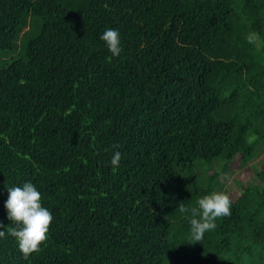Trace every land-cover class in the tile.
<instances>
[{
	"label": "trees",
	"instance_id": "16d2710c",
	"mask_svg": "<svg viewBox=\"0 0 264 264\" xmlns=\"http://www.w3.org/2000/svg\"><path fill=\"white\" fill-rule=\"evenodd\" d=\"M32 19L0 67V230L25 182L54 221L29 260L0 238V264H264V166L223 181L264 153V0H0V50ZM213 192L231 216L195 243L177 208Z\"/></svg>",
	"mask_w": 264,
	"mask_h": 264
},
{
	"label": "clouds",
	"instance_id": "9594fccd",
	"mask_svg": "<svg viewBox=\"0 0 264 264\" xmlns=\"http://www.w3.org/2000/svg\"><path fill=\"white\" fill-rule=\"evenodd\" d=\"M100 39L105 42L113 57L121 55V38L118 30L108 28ZM247 39L249 43H254L256 37L250 34ZM119 147V145H113L115 149ZM121 159V152L115 151L111 165L118 168ZM7 192L8 199L4 207L12 226L6 231L0 230V238L6 235L13 237L23 258L29 260L33 254H39L42 251V245L47 243L54 216L48 208L43 206L42 195L32 182H25L22 186L8 187ZM196 204L197 207L189 208L184 203H180L177 211L181 214L191 212L193 216L190 220L191 239L199 243L206 232L216 228L215 221L218 218L231 216L232 201L225 192H213L199 198ZM3 228V223H0V229Z\"/></svg>",
	"mask_w": 264,
	"mask_h": 264
},
{
	"label": "rangeland",
	"instance_id": "374dc122",
	"mask_svg": "<svg viewBox=\"0 0 264 264\" xmlns=\"http://www.w3.org/2000/svg\"><path fill=\"white\" fill-rule=\"evenodd\" d=\"M30 31L20 38V47L15 53H9L7 51L0 50V67L4 64L11 62L16 58L24 56L25 44L27 41L35 37L41 29V21L39 19H32L30 25ZM264 166V153L256 158L255 160L242 164L238 162V158L232 163L230 171L226 172L223 176V181L225 183L226 191H228L232 196H238L241 193L242 188L250 183H259L258 179L255 177V172L259 167Z\"/></svg>",
	"mask_w": 264,
	"mask_h": 264
}]
</instances>
